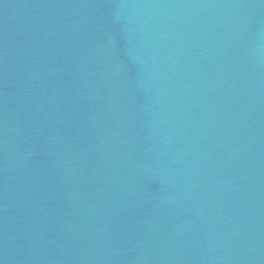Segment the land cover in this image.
Segmentation results:
<instances>
[{
  "label": "water",
  "instance_id": "water-1",
  "mask_svg": "<svg viewBox=\"0 0 264 264\" xmlns=\"http://www.w3.org/2000/svg\"><path fill=\"white\" fill-rule=\"evenodd\" d=\"M0 264H264V0H0Z\"/></svg>",
  "mask_w": 264,
  "mask_h": 264
}]
</instances>
